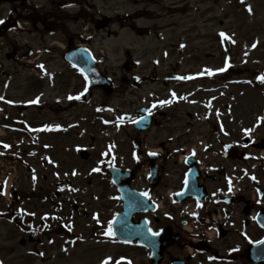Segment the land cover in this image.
<instances>
[{"label": "rangeland", "instance_id": "rangeland-1", "mask_svg": "<svg viewBox=\"0 0 264 264\" xmlns=\"http://www.w3.org/2000/svg\"><path fill=\"white\" fill-rule=\"evenodd\" d=\"M142 1L145 0H96L99 12L101 15L109 16L112 25L109 27V36L107 31L95 34L91 30L95 37L90 48L95 57H99L100 64L107 69L109 77L115 79L119 94L122 95L126 85L122 83V79L131 81V76L135 74L137 77L143 76L144 79L151 75L150 79L155 78L164 84L176 81L178 76L182 79H191L192 82L187 83V86L180 85L182 87L180 92L197 95L187 102L186 110L181 111L183 119L180 126L183 127L185 124L183 131L188 128L187 122H192L191 144H194L200 135L216 133L217 118L231 123L235 116L241 123L248 125L250 130L257 132L255 135L257 139L264 137V119H261L264 118V82L259 79L264 77V0H155L158 4L148 7L150 11L155 12V16L159 15V19L155 21L148 20V14L132 18V15H136L144 8ZM157 33L161 36L160 41L156 39ZM221 33L224 37L220 35ZM125 52L140 64L137 71L126 73L123 70L122 65L127 55ZM164 52L169 56L163 59L161 56ZM157 60L162 62L155 69L154 61ZM61 64L58 61L51 64V67L60 70ZM103 67L101 69H104ZM61 77L60 90L65 94L75 92L77 97H82L85 85L81 77L67 67H64ZM33 83L34 86H41V83L34 80ZM157 88V85L154 87L146 85L137 91V94L141 97L150 96ZM177 90L179 92V89ZM62 98L63 95L58 90L48 91L42 100V107L45 108L32 110L34 126L46 122L52 125L55 120L66 124L73 118L83 120L78 122L80 127L88 123L87 119L95 122L102 119V116H94L96 114L94 103L97 106L111 105L115 109H120L119 113L125 112L122 107L132 111L140 105L138 102L131 103L134 101L128 98L126 105L123 99L106 98L96 93L92 104L76 109L73 111L75 112L73 117L69 118L70 111L66 110L67 105L59 103ZM44 101L49 107L45 106ZM186 111L192 113V117L199 122L185 119ZM28 113L29 111L24 112V115L28 117ZM206 117L210 118L208 123L204 120ZM158 132L161 138H165L167 132L152 131ZM94 137L93 144H89V135L81 137L80 144H84V147H88L96 156L103 150L107 141L106 137L99 134ZM59 143V140L47 134L40 136L38 141L34 139L31 160L20 157L13 159L10 172H6L3 167L5 162L0 161V182L4 181V190L6 186L10 187L9 198L12 197L15 201L14 205L9 206L8 200L3 202L0 194V210L9 213L7 220H0L1 264H97L106 254L112 259L118 254L126 255L131 264H141L140 252L136 246L121 247L113 242L96 244L94 240H90L95 235L94 231H88L86 228L87 224L91 223L90 213L98 212L97 215L100 214V217L107 216V219L99 218L96 222L101 227L107 225L112 214L117 211L109 200V198L112 200L115 191L106 181L101 182L99 178L91 177L89 171L94 166L96 157L82 161L79 157L73 159L71 154H65L64 160L69 158L67 161L70 167L77 168V172L71 174L69 170L63 169ZM65 143H68V140ZM73 143L76 142L73 140ZM79 149L81 147H78L77 151ZM90 181H94V186L90 185ZM33 183L36 185H32ZM56 183L68 186L60 200H55L52 195ZM31 194L34 196L41 194L54 202L62 203L64 214L74 217H68V220L76 221L74 237H79L84 243L76 242L75 248L74 245H68L60 249L56 244L51 246V240L58 239L56 234L41 239L43 243L41 246L27 242L23 230L15 227L17 224L23 225L24 219H14L12 222L10 216L17 214L15 210L17 207H21L26 213L27 199L32 196ZM3 196L6 197L7 194L3 193ZM32 203L36 204L37 212H40L43 206H39L34 200ZM71 204L77 205L78 210L74 211ZM10 207L12 211L9 210ZM51 208L50 206L49 209H45L43 213L59 215ZM105 209H108L109 215L103 213ZM68 220L64 219L63 222ZM53 225L56 230L51 233L58 231L60 226L58 222ZM98 230L100 232L98 228L96 235ZM99 237L100 235H97L95 239ZM22 239L27 242L25 246L20 245ZM68 252L80 253H70L66 256L64 253ZM38 253L44 258H37ZM143 264H149L147 258Z\"/></svg>", "mask_w": 264, "mask_h": 264}, {"label": "flooded vegetation", "instance_id": "flooded-vegetation-1", "mask_svg": "<svg viewBox=\"0 0 264 264\" xmlns=\"http://www.w3.org/2000/svg\"><path fill=\"white\" fill-rule=\"evenodd\" d=\"M142 3L145 5L142 14H148V20L159 19V15L156 17L148 9L150 5H157V1ZM100 19L103 17L99 15L96 0H0V20L3 21L0 23V153L12 152L10 143L16 136L19 140L31 139L33 94L48 89V75L43 81L46 85L34 86L32 66L21 62L31 64V59L43 56L47 64L45 56L50 51L47 45L52 48L50 61L63 62L67 47L91 44L92 39L85 36L91 35V27L96 30ZM31 44L39 46L34 49ZM135 66L126 64L124 69L131 73L136 70ZM150 78L142 80V85L140 81L134 84L123 79L122 83L126 85L122 95H113L122 98L127 105L126 99L134 98V90L159 83L156 93L137 97L144 106L121 116L123 137L111 144L112 153L108 151L103 156L99 168H104L106 174L111 167L127 171L129 177L125 180H130L129 187L138 193H147L146 206L153 213L138 215L135 220L147 217L153 233L158 232L160 240L174 238L164 248L160 264H264V251L258 254L255 249L264 243V227L260 222V218H264V150L257 149L258 145L264 144V137L255 139L257 132L253 134L254 131L236 116L232 123L222 122V130L208 137L213 141L209 155L197 154L194 159L199 170L201 202L189 198L180 204L176 194L183 188L189 168L180 165L177 158L191 145L193 131L192 122H187L188 128L183 131L185 124L180 126L181 111L186 110L184 101L191 97L187 92H179L178 97L176 90L168 91L169 87L176 89V86ZM24 103L26 107L22 105ZM69 105L71 109L76 103L69 102ZM140 109L146 111L145 117H151L152 124L157 123L156 128L149 132L135 130L136 122L141 119L135 115ZM25 110L29 111L28 117L22 115ZM192 116L190 112L184 113L185 119L196 121ZM59 128L56 139L61 144L67 136L73 140L74 135L61 126ZM243 129L249 132L248 135L243 134ZM154 130L167 134L161 139L159 132L151 133ZM226 140L231 143L225 144ZM72 146L73 143L64 148ZM25 148L31 151V143ZM151 168L157 173L153 179H148ZM39 195L37 201L43 205L41 211L49 209L53 203L48 204L47 199ZM28 200L27 238L30 244L39 246L40 240L49 235L43 230L44 224L35 219L38 207L32 203L33 195ZM55 209L64 210L60 204H55ZM193 212L195 218L191 215ZM64 216L62 219H66ZM192 220L202 223L200 233H193ZM59 235L64 241L65 237L71 240L62 227ZM60 240L62 244L63 239ZM139 248L143 260L145 249Z\"/></svg>", "mask_w": 264, "mask_h": 264}, {"label": "water", "instance_id": "water-1", "mask_svg": "<svg viewBox=\"0 0 264 264\" xmlns=\"http://www.w3.org/2000/svg\"><path fill=\"white\" fill-rule=\"evenodd\" d=\"M67 59L70 60L72 64H75L82 69V71L86 74L89 83L92 87L100 86L107 88L108 82L99 75L96 66L93 65L91 66L88 60L81 59L80 61H77V60H73L72 58H67ZM87 100L88 99H86V101ZM117 176L118 175H114V179ZM119 189L122 193L123 213L114 221V228L115 231L117 232V237L120 240L128 241V242H132L133 240L137 239L139 243L146 245L147 247L151 248L153 251L155 247L151 238L148 236L142 237L139 231L141 227L131 223L132 215L137 213L136 210L132 209V205H136L138 199L132 198L131 196H127L128 193H126L120 186Z\"/></svg>", "mask_w": 264, "mask_h": 264}, {"label": "snow or ice", "instance_id": "snow-or-ice-1", "mask_svg": "<svg viewBox=\"0 0 264 264\" xmlns=\"http://www.w3.org/2000/svg\"><path fill=\"white\" fill-rule=\"evenodd\" d=\"M249 11H250V9H249ZM0 23H3V21L0 20ZM220 35H221L222 37H224V34H223V33H221ZM225 38H226V37H225ZM221 71H224V69H221ZM209 74H211V73L209 72ZM259 79H260L261 82H264V77H259ZM70 99H71V98H70ZM36 102H37V101H33V103H36ZM261 119H264V118H261ZM37 131H39V130H37ZM5 147H7V145H5ZM141 195H144L145 197H147V193H142ZM105 235H107V236H112V235H113V233H112V224H111V223L108 225V229H107ZM152 235H154V236H158L159 233H158V232H157V233H152ZM104 264H108V261H107V260L104 261Z\"/></svg>", "mask_w": 264, "mask_h": 264}]
</instances>
